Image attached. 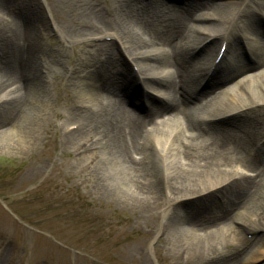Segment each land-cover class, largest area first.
<instances>
[{
	"label": "bare ground",
	"instance_id": "6f19581e",
	"mask_svg": "<svg viewBox=\"0 0 264 264\" xmlns=\"http://www.w3.org/2000/svg\"><path fill=\"white\" fill-rule=\"evenodd\" d=\"M174 1L81 0L73 31L52 24L81 45L60 148L78 153L101 196L159 219L155 240L181 262L264 264V239L243 243L264 234V0ZM2 8L0 139L32 152L54 113V76ZM121 95L142 98L149 118Z\"/></svg>",
	"mask_w": 264,
	"mask_h": 264
},
{
	"label": "rangeland",
	"instance_id": "374dc122",
	"mask_svg": "<svg viewBox=\"0 0 264 264\" xmlns=\"http://www.w3.org/2000/svg\"><path fill=\"white\" fill-rule=\"evenodd\" d=\"M80 1L0 0L3 16L31 31L20 42L28 44L38 56V65L54 76L50 93L54 113L41 127L44 137L37 148L28 152L19 142L10 144V136L0 139V264H191L176 258L168 240H155L152 227L159 219L143 220L132 206L101 196L78 153L60 148L59 118L65 112V97L78 99L67 79L81 45L64 42L53 25L73 31ZM182 3L175 0L171 5ZM257 15L264 24V10L259 8ZM245 51L251 63V54ZM148 96L162 105L155 95ZM142 98L141 102L128 100L126 106L149 118ZM255 238L264 239V234L252 232L243 243Z\"/></svg>",
	"mask_w": 264,
	"mask_h": 264
}]
</instances>
